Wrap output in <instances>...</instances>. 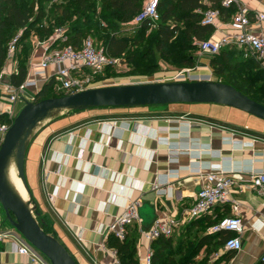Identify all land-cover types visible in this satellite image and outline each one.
<instances>
[{
  "label": "crops",
  "instance_id": "crops-1",
  "mask_svg": "<svg viewBox=\"0 0 264 264\" xmlns=\"http://www.w3.org/2000/svg\"><path fill=\"white\" fill-rule=\"evenodd\" d=\"M241 2L250 10L253 33L264 37V22L254 21L256 13L264 12V0ZM234 13L235 9L226 10L208 40L218 41L234 34L230 27ZM124 29L125 35H134L127 27ZM43 51L38 44L29 52L28 74L33 65L40 63ZM209 59L197 57L195 70L211 80ZM17 67L18 63H6V83L10 84ZM57 71V66H51L35 78L36 85L25 90L26 102H32L50 81L56 83ZM28 77L34 81L31 72L26 81ZM10 94L6 86L0 87V115H8ZM22 105L25 103L13 108L19 110ZM201 171H224L249 185L252 171L264 172V121L215 104L76 111L64 119L42 122L29 139L25 158L33 214L77 264H118L116 250L109 248L101 235L106 225L121 215L130 201L139 199L143 225L154 215L157 220L182 213L195 202L200 190L197 174ZM161 182L163 192L158 195L152 186ZM233 198L239 206L221 205L211 216L202 218L213 221L238 216L243 220V248L238 253L224 248L217 251L221 257L231 254L222 264H263L264 193L248 186ZM3 216L0 207V264H32L30 258L17 253L18 244L28 241L11 224L6 225ZM133 229L142 264L149 243L141 238L138 226ZM41 260L50 264L44 257Z\"/></svg>",
  "mask_w": 264,
  "mask_h": 264
},
{
  "label": "trees",
  "instance_id": "trees-1",
  "mask_svg": "<svg viewBox=\"0 0 264 264\" xmlns=\"http://www.w3.org/2000/svg\"><path fill=\"white\" fill-rule=\"evenodd\" d=\"M222 2L223 0H161L159 7L161 20L158 27L149 31L148 26L144 25L136 34L128 36L125 35L124 26L139 14L143 0H0V73L7 63L10 43L19 36L17 48L18 45L22 48L15 54V63L16 65L18 63V67L10 77V84L20 88L28 76L27 59L32 49L31 46H26L29 36L32 35L41 44L49 41L58 29H65L63 37L67 40L62 42L60 38L53 43L52 48L72 46L79 49L87 38L93 37L95 30L96 33L109 31L107 36L98 39L99 43L94 40L95 43L122 63L136 62L138 67L145 66L146 72L151 75L143 77H153L162 71L160 64L150 63L153 61L150 54L154 49L163 52L164 57L171 56L170 61L174 67L194 69L199 65L195 55L199 47L197 42L208 40L215 32V28L203 25L204 13L216 9L220 10L223 17L226 10L231 9H224ZM46 4H51L50 11L45 9ZM146 33L152 34L150 51L134 54V48H138L144 42L143 37ZM171 50L175 52L174 55L170 54ZM209 63L214 74L221 78L220 83L231 85L264 105L262 83L264 70L254 59H244L239 49L228 47L219 55L210 56ZM55 84L54 80L47 83L33 102L65 96L63 93L53 96ZM13 121L7 114L0 115V124L6 123L11 126ZM221 219L223 218L213 221L201 219L193 222L186 231H192L193 228L206 230ZM43 230L49 234L44 228ZM229 236L225 233L219 235L206 233L197 241L191 256L199 254L204 248L210 254L213 252L211 248L213 244L225 245ZM173 238L174 236L161 237L152 243L153 264H195L190 256L182 257L178 263L171 260L169 252L172 250ZM216 239L217 243L214 241ZM107 244L109 248L116 250L118 264H138L137 243L135 236L130 235V232L123 241L110 236ZM230 256V253H226L217 263L226 261Z\"/></svg>",
  "mask_w": 264,
  "mask_h": 264
},
{
  "label": "built area",
  "instance_id": "built-area-1",
  "mask_svg": "<svg viewBox=\"0 0 264 264\" xmlns=\"http://www.w3.org/2000/svg\"><path fill=\"white\" fill-rule=\"evenodd\" d=\"M160 3L161 0H143L139 14L125 25L128 29L127 31L136 34L144 25L148 26L149 31L156 29L161 20ZM222 7L224 9L235 8L236 10L230 22V27L234 34L226 35L218 41L206 40L197 42L200 52L208 56H216L225 48L235 47L242 51L244 59H254L260 65L261 69L264 70V37L253 33V18L250 10L241 0H223ZM221 19L222 14L220 10L210 9L204 13L202 23L216 30ZM254 21L256 24H262L264 22V12L256 13ZM63 35L64 33L62 32V42L67 40ZM19 38V36L16 37L8 47L7 63L14 62ZM53 43L54 41L51 40L39 44L43 46L44 50L42 59L38 65L31 67L28 74L30 76L31 72L34 81L30 82V77H28V80L20 88H15L5 82L7 79L6 70L3 69L0 73V87L6 86L11 93L8 97L11 104L8 110V116L11 121L15 119L16 115V110L13 108V105L26 103L24 97L25 90L32 85H36L37 81L35 78L43 76L51 66L58 67L55 75L58 91L67 96L99 88L100 86H97L99 81L97 82L96 78L110 67L118 66L121 62L119 59L111 57L105 48L99 47L91 37L87 38L79 49H75L72 46L52 48ZM195 74V69H181L164 81L169 83L195 82V80L211 81L210 79H204L201 75L197 79V75ZM138 79L140 80L137 83H132V85L154 83L153 79L149 77ZM10 127L6 123L0 124V147ZM249 178L251 183L244 185L238 182L235 175L225 173L224 171H201L197 174L198 182H200V190L196 195L193 205L180 214L166 215L161 219L155 220L149 229L143 227V220L139 213L142 207V200L130 201L124 212L114 217L113 221L103 229L101 235L104 238V243L108 241L110 236H114L123 241L126 239L130 229L138 226L141 238L149 243L146 254L142 259V264H153V250L151 245L155 240L161 237H173L181 227L206 216H211L218 206L228 203L236 207L239 206V202L233 198V194L244 192V189L248 186L253 189H260L264 193V172L252 171ZM165 182L167 180H164ZM161 184L162 182L154 183L152 186L158 195H161L163 192V185ZM243 231V220L238 216H233L225 217L209 227L208 234H235V236L230 235L227 238L224 250L226 252L238 253L243 248ZM17 253L30 258L32 264H44L41 260V257L44 256L33 249L29 243L20 242L17 246ZM261 261L264 264V254L262 255Z\"/></svg>",
  "mask_w": 264,
  "mask_h": 264
},
{
  "label": "water",
  "instance_id": "water-1",
  "mask_svg": "<svg viewBox=\"0 0 264 264\" xmlns=\"http://www.w3.org/2000/svg\"><path fill=\"white\" fill-rule=\"evenodd\" d=\"M172 104H215L231 107L264 121V105L252 100L231 85L212 82H172L165 84L103 87L46 99L26 102L14 119L0 147V205L7 220L33 249L50 264H77L67 250L50 234L45 233L31 208L32 198L25 201L6 184V170L14 166L28 194L25 158L33 131L44 121L62 111H84L100 108H139ZM143 209L139 213L142 218ZM152 216L144 228L155 222Z\"/></svg>",
  "mask_w": 264,
  "mask_h": 264
},
{
  "label": "rangeland",
  "instance_id": "rangeland-1",
  "mask_svg": "<svg viewBox=\"0 0 264 264\" xmlns=\"http://www.w3.org/2000/svg\"><path fill=\"white\" fill-rule=\"evenodd\" d=\"M46 10H51V4H46L44 5ZM100 11V10H99ZM61 30V31H60ZM62 32H65V29H58L55 31L54 36L49 40H53L58 41L62 36ZM110 32L109 31H99L98 33H96V30L93 32V40H95L96 42H98V39L101 37H105V35L107 36ZM139 38V37H137ZM144 38V42L138 47V48H134V54H138L139 53H143L144 51H150L151 49V41H152V34L151 33H146V35L143 37ZM47 41V42H49ZM178 41V40H176ZM129 42H132V40H129ZM30 43L32 45H30ZM99 43V42H98ZM38 44H40V42L33 38L32 35L29 36L28 42L26 44V46H31L32 49L34 47H37ZM21 45H18V48L16 50V54L18 53V51L21 49ZM170 52V50H169ZM163 52H159L156 49H154V52H152L150 55L151 57H153V61L150 63H155V64H160V67H162V71H159L158 73L154 74L153 77H149L153 79L154 83H160V84H165V83H169L164 81L165 79L171 77L174 73H177L179 70V68H176L172 65V61H170V59H172L171 56H163L162 55ZM173 53V54H172ZM171 55H174L175 52L171 50ZM195 55L197 57H199L200 59H209L210 56L206 55V54H202L199 50L195 52ZM16 57V55H15ZM170 61V62H169ZM14 63H15V58H14ZM185 69V68H183ZM189 69V68H187ZM196 69V68H194ZM211 72H212V77H211V81L212 82H219V80L221 78H219L217 75L214 74L213 69L210 67ZM201 72V70H200ZM198 72L195 75H197V79L200 78L201 73ZM164 73V74H163ZM168 73H172L171 75H168ZM143 75H151L150 73H147L145 70V66H141L138 67V65H136V62L134 63H122V61L119 63L118 66L116 67H110L109 69H107L103 74H101L99 77H97V82L99 81V84L97 83V86H100L99 88H103V87H114V86H125V85H132V83H137L140 79L138 78H142ZM224 80L226 79V77L223 78ZM155 80V81H154ZM160 81V82H159ZM199 80H195V82H198ZM153 83V84H154ZM262 83H264V79L262 80ZM152 84V83H151ZM57 83L55 88H57ZM59 94L58 90H56L55 94L53 96H57ZM1 100V99H0ZM33 102V101H32ZM25 105H22L21 107H19V110L16 109V115L15 118L17 117V115L19 114V112L23 109ZM75 112V111H74ZM73 111H62L61 113L57 114L55 117L50 118L48 120H46L47 122H52V121H56V120H60V119H64L66 118L68 115H70L71 113H74ZM2 211H3V217L5 220V224L10 226V222L6 219L5 216V212L3 207L0 205ZM15 229V228H14ZM132 231L130 232V235H134L135 233L133 232V228H131ZM16 230V229H15ZM207 233V229L206 230H198V231H179L178 234H176V236L173 238V246H172V250L169 252L171 260L174 261L175 263H178L181 258L186 257V256H190L192 257L193 261L195 264H215L217 262H219V258H221V254L217 253V251L223 250L224 245H218L215 246L214 244L212 245L213 247H211L213 249V252H211L209 254V252L207 253L206 248H204L199 254H194L191 256V253H193V249L196 246V244L198 243L197 241L200 239V237H202L203 235H206ZM137 236V235H136ZM136 243H137V237H135ZM216 241L215 243L218 242V240H214ZM216 249V251H215ZM181 251V254H180ZM138 264L139 260H138ZM217 264H222V263H217Z\"/></svg>",
  "mask_w": 264,
  "mask_h": 264
},
{
  "label": "bare ground",
  "instance_id": "bare-ground-1",
  "mask_svg": "<svg viewBox=\"0 0 264 264\" xmlns=\"http://www.w3.org/2000/svg\"><path fill=\"white\" fill-rule=\"evenodd\" d=\"M6 184L12 189V191H14V193L22 196L25 201H29V195L22 180L18 177L15 167H11L10 164L7 166L6 170Z\"/></svg>",
  "mask_w": 264,
  "mask_h": 264
}]
</instances>
